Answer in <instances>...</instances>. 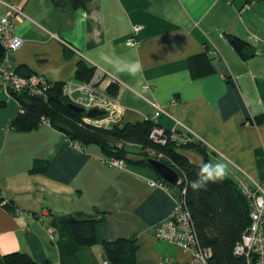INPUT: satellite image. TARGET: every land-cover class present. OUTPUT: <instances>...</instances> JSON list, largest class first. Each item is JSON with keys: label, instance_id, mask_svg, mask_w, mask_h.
<instances>
[{"label": "crops", "instance_id": "crops-1", "mask_svg": "<svg viewBox=\"0 0 264 264\" xmlns=\"http://www.w3.org/2000/svg\"><path fill=\"white\" fill-rule=\"evenodd\" d=\"M5 4L23 9L14 20L23 38L10 55L15 68L77 82L79 62L101 66L121 82L114 95L99 82L119 104L110 123L142 121L156 103L157 123L186 126L213 163H227L228 176L246 186L264 181V1L86 0L69 9L0 0V15ZM133 25L141 26L137 46L127 44ZM228 35L246 42L245 57ZM129 61L142 66L136 76L125 70ZM143 85L150 88L141 96ZM0 102V264L13 251L40 264H102L104 241L118 238L135 240L136 264H188L177 244L155 235L180 199L176 185H151L164 181L150 166L110 164L98 145L76 147L47 121L14 130L19 104L2 82ZM85 219L95 221L96 242L78 246L70 222Z\"/></svg>", "mask_w": 264, "mask_h": 264}, {"label": "trees", "instance_id": "trees-1", "mask_svg": "<svg viewBox=\"0 0 264 264\" xmlns=\"http://www.w3.org/2000/svg\"><path fill=\"white\" fill-rule=\"evenodd\" d=\"M85 1L52 0L55 6L69 9L80 8L84 6ZM251 1L253 0H244L245 4ZM228 39L233 48L245 57L242 48L246 42L233 35H228ZM93 70L92 65L81 61L75 71V78L78 81H88L93 75ZM16 71L22 76L30 74L20 67H17ZM63 84L64 82L52 81L43 94L8 88L11 96L19 104L10 127L19 132H26L36 128L42 121H47L70 140L80 142L82 145H98L106 158L121 159L130 164L149 166L146 162L147 156L142 157L140 153L126 149L121 142L129 141L157 149L169 158V162L165 161V163L182 176L179 185L184 188V202L190 211L200 244L211 249L210 263L255 264L254 257H251L248 263L244 255H236L234 251L235 244L241 239L250 222V203L240 183L227 175L223 180L209 181L206 187L199 191H193L190 187V182L197 179L200 167L205 162H212L206 155L203 145L168 141L164 146H159L149 138L152 127L157 124L149 118L123 124L114 123L110 127L87 123L83 119L85 117L83 113L74 111L68 106L69 100L63 93ZM117 88L118 84L111 83L107 86V91L114 95L117 93ZM191 150L203 154V161L197 162L192 159L188 154ZM70 228L76 245L90 246L96 242L94 220H71ZM103 248L105 259L110 264H136L134 239L118 238L104 241ZM3 262L4 264H40L29 253L20 251L4 254Z\"/></svg>", "mask_w": 264, "mask_h": 264}, {"label": "built area", "instance_id": "built-area-1", "mask_svg": "<svg viewBox=\"0 0 264 264\" xmlns=\"http://www.w3.org/2000/svg\"><path fill=\"white\" fill-rule=\"evenodd\" d=\"M249 4L246 3L244 6ZM5 5V10L0 15V43L4 48L3 55H0V82L12 90H28L32 94H43L52 81L36 73H31L27 76L20 75L10 59V55L23 44V38L14 33V20L18 15L23 14V9L19 5ZM140 29V25L132 26L131 34L127 39L128 45L137 46L139 44L137 34ZM93 66L96 73L88 81H66L63 84V93L67 96L69 102L86 110L98 108L105 111L103 118L101 116L93 118L85 116L83 118L85 122L96 126L110 127L114 122L110 123L109 119H114V114L119 112V104L113 97L99 91V82L102 80V84L107 86L111 83L121 84V82L115 75L101 66ZM149 88L148 85H143L141 91L137 93L142 96V92ZM151 103L155 107V112L145 116L144 120L149 118L156 121L161 108L156 103ZM253 121L254 123L256 122L255 120ZM191 133L183 125L182 128L177 126L165 128L157 123L152 127L149 138L158 144H166L168 141L187 143L193 139ZM73 145L76 147L83 146L76 141H73ZM107 162L122 165L124 161L107 158ZM150 184L164 185L165 183L159 180H152ZM240 185L250 203V222L241 239L235 244L234 251L236 255H244L248 263L250 258L254 257L255 264H264V181H253L251 186ZM183 194L184 188L180 190V199L157 225L155 235L160 239L177 244L189 255L188 264H211V249L200 244L190 211L185 205ZM50 237L53 238L52 233ZM102 264H110V262L104 259ZM156 264H170V260L164 258Z\"/></svg>", "mask_w": 264, "mask_h": 264}, {"label": "clouds", "instance_id": "clouds-1", "mask_svg": "<svg viewBox=\"0 0 264 264\" xmlns=\"http://www.w3.org/2000/svg\"><path fill=\"white\" fill-rule=\"evenodd\" d=\"M125 70L131 76H136L142 71V66L139 61H129L126 64ZM228 174V165L225 162H205L197 174V179L190 182V187L193 191H199L205 188L209 181L216 182L223 180Z\"/></svg>", "mask_w": 264, "mask_h": 264}, {"label": "water", "instance_id": "water-1", "mask_svg": "<svg viewBox=\"0 0 264 264\" xmlns=\"http://www.w3.org/2000/svg\"><path fill=\"white\" fill-rule=\"evenodd\" d=\"M4 48L0 43V55H3ZM68 106L77 112L83 113L87 117H99L105 113L104 110L98 108H90L86 110L85 108L75 105L71 102ZM147 164L159 175V177L171 185H176L179 183V173L170 165L154 157H146Z\"/></svg>", "mask_w": 264, "mask_h": 264}, {"label": "rangeland", "instance_id": "rangeland-1", "mask_svg": "<svg viewBox=\"0 0 264 264\" xmlns=\"http://www.w3.org/2000/svg\"><path fill=\"white\" fill-rule=\"evenodd\" d=\"M155 122L157 123V121H155ZM153 142L156 143L155 141H153ZM190 142H192L194 144L199 143L197 145H202L198 140H196L194 138L191 139ZM123 143H124V146L126 147V149H128V150H130L132 152L138 153V154L140 153L139 155L142 156V157L143 156L154 157V158H157V159H159L161 161L169 162V158L168 157H166L162 152H160V151L158 152L157 149H155L153 147H149V146L143 147V146H141L138 143L129 142V141L121 142V144H123ZM156 144H158V143H156ZM181 144H183V143H181ZM164 145L165 144H162V143L160 144L159 143V146H164ZM123 163H125V162H123ZM179 177H180L179 178V183H180L182 181V176L179 175ZM179 183L176 184V186L179 188V190H182L183 188H182L181 185H179Z\"/></svg>", "mask_w": 264, "mask_h": 264}]
</instances>
